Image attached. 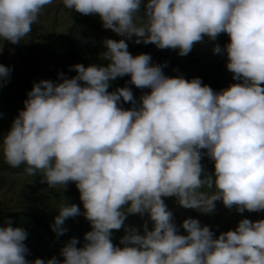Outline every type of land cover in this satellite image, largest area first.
I'll list each match as a JSON object with an SVG mask.
<instances>
[{"label":"clouds","instance_id":"1","mask_svg":"<svg viewBox=\"0 0 264 264\" xmlns=\"http://www.w3.org/2000/svg\"><path fill=\"white\" fill-rule=\"evenodd\" d=\"M53 0H0V47L30 38ZM64 8L95 15L104 29L106 65L75 64L71 78L40 80L0 138V158L39 175L51 189L75 184L83 212L64 201L50 225L59 237L67 218L83 215L84 243L70 238L55 256L26 259L27 232L10 219L0 227V264H264V219L237 222L213 236L184 218L179 234L163 198L211 214L215 202L237 213L264 211V0H61ZM141 8L143 12L141 14ZM228 42L224 54L233 81L214 91L198 77H167L150 56H133L126 40L187 55L206 37ZM11 68L0 65V86ZM127 75L137 89L108 91ZM130 103L125 110L121 103ZM203 150V151H201ZM202 156L212 161L208 174ZM129 215L147 216L139 231ZM151 223L149 229L148 222ZM123 229L120 247L112 232Z\"/></svg>","mask_w":264,"mask_h":264},{"label":"rangeland","instance_id":"2","mask_svg":"<svg viewBox=\"0 0 264 264\" xmlns=\"http://www.w3.org/2000/svg\"><path fill=\"white\" fill-rule=\"evenodd\" d=\"M143 2H146V0H143ZM142 12L143 8H141V14ZM37 24H42L41 32L43 34L51 35V46L44 43L41 33L38 32L37 34L32 31L30 38L26 42L15 45L4 42L3 46L0 47V65L11 68L7 83L0 86V138L9 130L11 121L18 111L22 110L23 101L27 98L26 93L30 91L31 85L34 82L40 80L59 82L57 79L58 73H63L68 78L76 74L70 70V66L75 64H82L84 66L95 64L94 55L90 53L89 49L97 48L94 50L98 65H106L107 61L101 58V54L106 51L103 42L106 39H123V37L118 36L111 30L104 29L100 20H95L93 16L81 15L64 8L61 0H53L52 4L45 6ZM74 24H84V26H89L88 28H92L95 31L91 38L89 49L84 48V62H81L82 60L73 62L65 57V53L70 46L83 45L81 35L74 33ZM219 36H225L227 39L226 43L228 42L227 35L223 33L219 34L215 41H209L205 37L206 45L202 49L206 54L211 55V57L216 56V58L221 59L226 65V56L224 54H214L212 51L214 45L220 41ZM49 47L54 49V54L61 60L56 64L55 59L51 61L50 66H47L45 57L49 55ZM193 48H196V44ZM32 56H35L34 61L30 63L32 72L25 75V61L27 59L30 60ZM39 58L43 59V61L39 62ZM157 58L155 56L153 59L157 60ZM226 71L228 72L227 69ZM121 78L113 80L110 83L108 91H114L118 87H128L131 89L137 102H139V97L142 94L149 91V89H137L130 83H127L128 81L122 82ZM126 78L128 79L127 75ZM114 82L117 83L115 84ZM120 106L125 110L132 107L130 103L123 102ZM202 159L207 161L206 156H203ZM78 197L79 193L74 183L69 182L63 189H51L46 183L42 182L41 176H26L23 173V165L18 168H11L0 158V227L4 226L6 219H10L13 222V226L22 227L27 232V237L24 241L27 248L34 247V237L36 242L40 244V248L38 249H40L41 253L47 252V247L50 246L51 257L55 256L58 260L62 259L59 256L60 248L70 238H76L78 229L74 225H77L78 222L83 224V235L87 231H90V225L83 215L67 218L63 224L66 232L59 237L51 231L50 225L53 222V217L57 215V206L63 201L67 204H76L80 207L81 212H83ZM163 200L164 203L173 201L171 197L163 198ZM170 211L173 219L176 220L180 216L176 224L174 223L177 226L179 234H184L183 230L179 228L180 222L184 218H194L200 225H207L209 230L212 231L213 236L220 232L234 230L237 222L241 219L247 218L250 221L264 219V211L237 213L234 208L227 209L219 201L215 202V207L211 214H202L193 209H185L179 206L175 209H170ZM145 221H147L146 215L144 217L129 215L126 217L124 224L134 226L139 231L140 226ZM147 226L149 229L151 228L150 221ZM114 231H118V237L124 234L123 229ZM114 231L112 235L115 234ZM111 239L115 246H121L119 244L120 238L111 237ZM78 242L77 247L84 243L83 236ZM39 257L42 256L39 255ZM26 259H28L27 256Z\"/></svg>","mask_w":264,"mask_h":264},{"label":"trees","instance_id":"3","mask_svg":"<svg viewBox=\"0 0 264 264\" xmlns=\"http://www.w3.org/2000/svg\"><path fill=\"white\" fill-rule=\"evenodd\" d=\"M92 16L95 18V20H99L98 17H96L95 15H92ZM88 27L89 26H84V24L75 25L74 33L77 35H81L83 45L81 46L74 45V46L69 47V49L65 53V57H67L69 60H72L73 62L76 60H80V61L82 60L81 62H84V48L89 49L91 45V38L93 34L95 33V31L92 28H88ZM32 31L36 32L37 34L38 32L41 33L43 35L42 38L44 39V43L49 46L52 45V42L50 40L51 35L48 36L41 32L42 24H37V23L34 24L32 26ZM84 34H85V39H84ZM219 37H220V41L217 42V44H215L214 46L219 45L223 48L227 39L225 36H219ZM134 39L135 38L126 40V43L128 46L127 50L131 52L133 56L141 54V53L148 54L151 58L150 63L163 65L162 72L167 77L182 76L183 78L189 79V80L191 78L198 77L202 81V84L208 85L214 91H220L222 89H226L231 84L239 83V81H233L231 79L232 74L229 71L228 72L226 71L224 61H222L219 58H216V56L211 57V55H208L204 52L202 48L203 47L205 48V45H206L205 38L201 43H197L196 48L191 49V51L185 56H179L176 50L157 49L152 44H142V43L136 44L133 42ZM94 49H97V48H94ZM94 49H89V51L90 53H93L94 60H95L94 63L98 65V60H96ZM49 50H50L49 55L45 57L47 66H50L51 61L55 59H56V64L61 60L58 56L54 54L55 51L52 47H49ZM41 53L43 54V52ZM155 56L158 57L157 60L153 59ZM34 59H35V56H32L30 60L27 59L25 61V66H24L25 75L32 72L31 71L32 67L30 63L34 61ZM42 61L43 59H40L39 62H42ZM128 80H129V77L127 79L126 75L121 78L122 82H126ZM114 83L116 84L117 82H114ZM206 160L207 161H204L203 159H201V164L204 170L208 174H211L213 171L212 161L209 160L207 156H206ZM171 198L173 199L172 202L168 200L169 202L165 203L166 207L169 210L175 209L178 206V204L175 201V198L174 197H171ZM178 218L176 220L172 218L175 224L178 221ZM74 226L77 227L78 229L77 234H76V239L77 238L81 239V237L83 236V230H84L83 224L78 222L77 225H74ZM114 233L115 234L112 235V238H115V237L120 238L121 235H119L118 237V231L116 232L114 231ZM33 239H34V247L27 248L28 250H30L28 251V254L26 255L28 259L32 260L35 258H42V259L50 258L51 257L50 246L47 247V252L41 253L40 249H38L40 248L39 246L40 244L36 242V239L34 237ZM39 255H41L42 257H39Z\"/></svg>","mask_w":264,"mask_h":264}]
</instances>
